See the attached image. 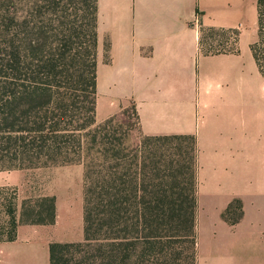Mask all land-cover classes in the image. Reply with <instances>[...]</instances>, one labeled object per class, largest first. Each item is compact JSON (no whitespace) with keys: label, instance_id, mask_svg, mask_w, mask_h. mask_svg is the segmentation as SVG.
<instances>
[{"label":"trees","instance_id":"trees-1","mask_svg":"<svg viewBox=\"0 0 264 264\" xmlns=\"http://www.w3.org/2000/svg\"><path fill=\"white\" fill-rule=\"evenodd\" d=\"M257 1L250 49L264 77ZM82 3L85 23L67 14L78 1L0 0V171L83 164L84 236L51 242L50 264H197L196 138L140 131L129 143L134 125L120 133L119 116L130 107L97 123L98 0ZM201 31L222 38L211 49L202 42L206 54L238 51L228 45L234 29ZM4 213L0 242L15 241L20 224L55 223L56 198L24 200L20 217L8 200ZM243 215L240 198L222 213L232 224Z\"/></svg>","mask_w":264,"mask_h":264},{"label":"crops","instance_id":"crops-1","mask_svg":"<svg viewBox=\"0 0 264 264\" xmlns=\"http://www.w3.org/2000/svg\"><path fill=\"white\" fill-rule=\"evenodd\" d=\"M257 3L98 0L97 121L133 104L143 134L195 136L197 264H264V110L251 109L245 63L251 66L246 45L257 40ZM249 26L252 37L242 45ZM201 27L239 29L238 51L206 54ZM65 179L69 191L81 182L82 197L74 210L58 196L51 226L61 212L83 225V173ZM234 198L244 215L232 224L222 213ZM51 235L20 224L15 241L0 242V264H50Z\"/></svg>","mask_w":264,"mask_h":264},{"label":"rangeland","instance_id":"rangeland-1","mask_svg":"<svg viewBox=\"0 0 264 264\" xmlns=\"http://www.w3.org/2000/svg\"><path fill=\"white\" fill-rule=\"evenodd\" d=\"M64 1H78L79 4H75V9H72L70 6L68 13H77V17L81 22L83 20V15L85 14V4L82 3L84 0H64ZM75 15L72 14L66 18V20H73ZM213 20V16H207ZM85 23V19L83 20ZM55 26L59 29L62 27L58 26V23H55ZM64 29L66 27L64 26ZM202 29V27H201ZM200 29V31H201ZM236 32L232 33L230 36V48L238 46L239 40V29H234ZM253 30L251 26L247 27L246 36L242 39V45L245 41L247 42L252 37ZM209 34V33H208ZM238 35V36H237ZM201 43L205 48H210L211 45H218L222 39L218 36L216 40L207 36V33L201 31ZM224 41V39H223ZM222 42V41H221ZM247 46L246 58L250 56L251 66L249 65L248 59L245 60L246 63V72L250 76V82L247 85V94L251 97V109L253 111H263L264 110V78L259 74V71L256 67L253 56L250 52V48ZM242 85L236 86V93H242ZM97 100H98V91H97ZM133 104L129 105V112L126 115L119 116L120 124V133H124L126 129L129 128V125H134L133 137L130 139L129 143L137 142L140 136L139 124L136 116L133 114L131 107ZM120 112V111H119ZM101 114V112H100ZM97 118V117H96ZM102 122V121H100ZM97 121V123H100ZM84 174V166L82 163H72L65 165H51L43 166L30 169H13V170H2L0 171V228L5 225L6 216L4 213V205L8 200L14 201L17 208V215L20 217L22 204L26 199H37L44 196H55L56 205L58 202V196L60 200V205L67 204L72 206L75 210L77 202L80 203L82 197L81 182H72L71 190L63 187V185H68L69 182L66 181V177L75 178L80 173ZM83 183V181H82ZM62 186V187H61ZM70 186V185H69ZM66 206V205H65ZM200 221H203L202 219ZM52 229L51 238L53 241H80L83 239V225L76 221V216H68V213H60V220L56 226L46 225L41 229ZM200 229H202V222L200 223ZM57 239V240H55Z\"/></svg>","mask_w":264,"mask_h":264}]
</instances>
